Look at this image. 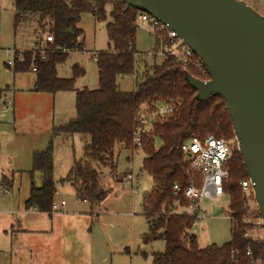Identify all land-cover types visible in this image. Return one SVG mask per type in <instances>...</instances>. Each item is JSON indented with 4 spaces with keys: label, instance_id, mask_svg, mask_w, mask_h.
<instances>
[{
    "label": "trees",
    "instance_id": "1",
    "mask_svg": "<svg viewBox=\"0 0 264 264\" xmlns=\"http://www.w3.org/2000/svg\"><path fill=\"white\" fill-rule=\"evenodd\" d=\"M109 3H112L113 10L106 28L112 50L101 51L94 58L99 71V86L77 89L76 81L86 74V70L75 64L72 76L63 78L58 74V66L67 61L70 53L84 48V31L79 27L82 15L91 13L106 20ZM14 7L16 31L20 26L32 24L36 27L35 33H50L54 41H44L43 46L38 45L30 51H16L13 71L34 72V92L76 93V117L56 127L54 134L89 137L84 145V158L75 160L64 179L73 184L78 197L87 202H102L108 191L100 187V172L94 164L112 165L117 144L141 148L146 154L143 171L154 182L143 201L149 225L144 240L165 242V250L153 254V264H250L251 258L264 261V240L251 237L253 225L245 220L249 211L241 182L249 176L238 148L232 151L229 176L224 183L225 194L230 197L229 216L232 219L229 242L200 248L196 234L190 232L197 217L177 213L173 208L177 200L186 204L181 194L175 195V184L185 189L192 182L201 183V176L192 171L182 144L193 135L205 138L214 134L226 140L235 137L233 121L223 97L198 100L197 90L188 81L187 74L199 79L207 77H203L193 65L184 66L169 54L160 63L146 65L140 75L136 68L140 10L127 9L122 0H14ZM34 67L36 71H33ZM126 76L136 77L131 91L120 88V79ZM3 92L0 89V95ZM158 104L172 105L174 112L155 119L150 131L142 135L141 144H135L140 112L145 107L152 110ZM36 171L43 174V183L41 186L32 183L26 207L51 214L57 193L53 141L45 150L34 152L31 174ZM248 251H251V257L247 255Z\"/></svg>",
    "mask_w": 264,
    "mask_h": 264
},
{
    "label": "rangeland",
    "instance_id": "2",
    "mask_svg": "<svg viewBox=\"0 0 264 264\" xmlns=\"http://www.w3.org/2000/svg\"><path fill=\"white\" fill-rule=\"evenodd\" d=\"M264 15V0H243ZM112 3L106 6L107 19L100 20L91 13L82 15L79 27L84 33V48L70 53L67 61L58 66L63 78L72 76V67L79 64L86 74L76 81V88L99 86V71L95 56L112 50L107 32L111 21ZM14 0H0V264H153V254L165 250L164 241L146 242L149 225L144 215L145 195L153 188L152 177L143 171L146 154L141 148L117 144L113 164H94L100 172V187L108 191L102 202L81 200L71 182L64 181L75 160L84 158L86 138L80 134L54 136L55 128L76 117L75 92L38 93L36 99L28 94L17 96L9 89L28 88L36 80L34 72L17 75L13 66L16 47L27 49L37 40L43 46L47 32L35 33L32 24L14 29ZM137 33V64L141 75L146 65L160 63L165 50L158 49L151 27L141 22ZM154 50V51H153ZM135 76L120 79V88L131 91ZM6 93V95H5ZM50 141L54 146V181L57 187L55 202L66 206L46 213L41 225L45 233H14L10 222L19 217L32 183L41 186L43 174H31L33 154L45 150ZM238 148L235 137L228 139ZM132 174L134 180L123 181ZM6 176V177H5ZM12 179V180H10ZM230 197L205 198L201 202L191 233L196 234L200 248L222 245L231 240L232 219L229 216ZM175 211L181 208L174 202ZM249 214L245 218L253 229L254 239L264 240V225L256 200L249 198ZM8 229L6 234L2 231ZM260 264L264 261L260 260Z\"/></svg>",
    "mask_w": 264,
    "mask_h": 264
},
{
    "label": "water",
    "instance_id": "3",
    "mask_svg": "<svg viewBox=\"0 0 264 264\" xmlns=\"http://www.w3.org/2000/svg\"><path fill=\"white\" fill-rule=\"evenodd\" d=\"M169 25L210 78L187 74L197 99L221 96L264 225V15L243 0H122Z\"/></svg>",
    "mask_w": 264,
    "mask_h": 264
},
{
    "label": "built area",
    "instance_id": "4",
    "mask_svg": "<svg viewBox=\"0 0 264 264\" xmlns=\"http://www.w3.org/2000/svg\"><path fill=\"white\" fill-rule=\"evenodd\" d=\"M138 23L148 25L152 28L155 38L159 41V51L164 54H169L180 61L184 66L193 65L202 75V80H208V70L202 59L195 53V51L187 44H183V40L173 31L168 24L162 22L156 17L152 16L146 11H141L138 14ZM47 42H53L52 34L46 36ZM8 64L13 66L14 61H9ZM36 71V68H33ZM174 112V106L169 104H158L154 109L150 110L145 107L139 115L140 126L136 131L134 143L141 144V137L150 131L152 123L158 117H166ZM237 140V138H236ZM238 143V141H237ZM234 145L224 139L218 138L214 134H210L205 138L198 136H191L182 144V151L190 161L192 171L199 173L201 176V183L196 185L191 183L185 189L181 185H174L175 195L181 194L186 204H181L179 200L176 202L181 208L180 211H175L180 214H188L191 216H200L201 202L205 198L215 199L221 198L225 194L224 183L229 176V160L231 158ZM134 180L132 174L128 175L123 181ZM242 192L246 197V208L249 210V198L255 199L254 183L248 177L241 182ZM65 201L60 204L53 203L52 209L57 210L60 207H65ZM248 256H252L251 251L247 252ZM250 264H260V260L251 258Z\"/></svg>",
    "mask_w": 264,
    "mask_h": 264
},
{
    "label": "crops",
    "instance_id": "5",
    "mask_svg": "<svg viewBox=\"0 0 264 264\" xmlns=\"http://www.w3.org/2000/svg\"><path fill=\"white\" fill-rule=\"evenodd\" d=\"M36 42H37V40L34 41V43L30 47H28L27 49L16 47L14 49V51H15L14 53L16 54V51L24 52V51H30V50L35 49L37 47V43ZM6 64H8V63H6ZM15 74H16V76L17 75L19 76V75H25V74H28V73H15ZM35 81L32 84V86H28V88H26V89L18 88V89H16L14 91V90L8 88L9 93L13 94L15 102H16L17 96L20 95L19 93L28 94L27 96H29V98L36 99L38 93L33 91V88H34V85H35ZM5 95H6V93H5ZM63 135H66V133H60V134H57L55 136H63ZM10 180H12V179H10ZM30 190H31V188H30ZM29 194H30V192H29ZM27 199L25 200L24 207L19 210V213H18L19 217L17 218V220H14V222H10V226L11 227L8 228V229H11V231L14 232V233H19V232L28 233V234H30V233H34V234H36V233H39V234L40 233H45L47 231V229H45L44 226L41 225V223H42V220H43L42 216H44L46 213L40 212L37 208L28 209L26 207ZM54 202H55V199H54ZM8 229L4 228L2 231H4L7 234L8 233Z\"/></svg>",
    "mask_w": 264,
    "mask_h": 264
}]
</instances>
